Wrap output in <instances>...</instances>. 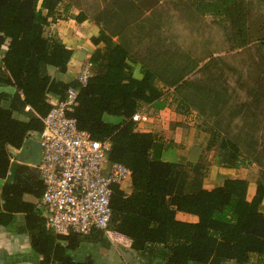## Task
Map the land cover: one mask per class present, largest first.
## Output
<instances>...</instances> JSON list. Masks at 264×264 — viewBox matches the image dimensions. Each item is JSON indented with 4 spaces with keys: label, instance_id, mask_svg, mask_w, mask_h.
I'll return each mask as SVG.
<instances>
[{
    "label": "trees",
    "instance_id": "obj_1",
    "mask_svg": "<svg viewBox=\"0 0 264 264\" xmlns=\"http://www.w3.org/2000/svg\"><path fill=\"white\" fill-rule=\"evenodd\" d=\"M38 1L0 0V48L8 42L2 58L7 75L0 76V84L16 89L11 97L0 94V102L9 99L11 104L10 112L0 108V179H5L9 171L7 148L20 149L29 133L39 136L41 119L50 111L53 100H64L72 88L77 98L70 116L78 129L93 140L109 139V160L130 170V194L114 187L107 231L128 239L139 261L249 264L254 259L256 264H264V174L254 181L251 191L247 180L212 173V166L200 161L165 163L161 155L171 144H164L156 134L137 131L132 120L139 106L166 98L158 83L174 89L172 101L178 108H186L178 110L182 114L191 108L203 115L206 111L229 112L233 100L224 96L220 103L221 99L202 94L203 88L191 91L193 84L185 78L197 66L190 71L175 67L169 60L176 61L178 57L167 51L161 68H143L142 79H134L127 64V50L102 30L90 37L95 49L88 60L92 74L85 85L76 79L63 82L51 77L49 68L60 74L69 72L73 50L45 34L48 20L55 16L62 0H40V5ZM240 1L244 0H219L217 8L224 9L232 19L229 21L238 24L242 18L237 8ZM85 19V15L78 14L76 21ZM238 26L234 49L244 48L251 40L247 32H242L244 27ZM104 115L122 117L124 121L111 125L103 121ZM210 149L216 152L213 166L217 168L239 169L245 164L239 161L248 159L240 146L226 136L213 135L205 148ZM260 157H264V143L249 163L259 162ZM42 192L43 184L36 171L18 166L14 179L6 182L1 191L0 227L10 228L14 215L22 213L23 230L32 233L31 247L41 257L40 264H93L90 258L76 263L69 255L79 246L82 236H59L48 231L34 205L24 200L25 196L38 199ZM177 212L194 215L198 221H178ZM94 232V242L105 240V233L96 230L90 234Z\"/></svg>",
    "mask_w": 264,
    "mask_h": 264
},
{
    "label": "rangeland",
    "instance_id": "obj_2",
    "mask_svg": "<svg viewBox=\"0 0 264 264\" xmlns=\"http://www.w3.org/2000/svg\"><path fill=\"white\" fill-rule=\"evenodd\" d=\"M240 2L237 8L242 18L238 24L231 23L224 9L217 8L219 0H62L49 22L54 23L56 18L76 20L78 14H83L105 25L108 22L105 14L117 7L119 11H126L122 24L140 26L141 46L145 47L148 41L165 42L164 54L167 51L178 57L176 61L169 60L175 67L190 71L197 66L185 78L193 84L191 91L203 88L202 94L221 99L220 103L224 96H229L234 105L231 104L229 112L206 111L203 115L192 108L188 112L187 117L194 123L192 136H196V144L202 149L199 161L208 167L215 163V150H205L208 140L215 134L226 136L236 142L248 158L246 162L239 161L240 165L245 164L239 168L238 177L254 182L264 174V157L257 163H249L261 152L264 143V0ZM98 23L95 22L97 26ZM237 25L243 26L242 32H247L251 39L240 49H234ZM49 30L46 27L47 36ZM124 36L132 49L136 36L132 31ZM89 70L91 76V65ZM79 71L72 80H78ZM177 105L173 102L174 107Z\"/></svg>",
    "mask_w": 264,
    "mask_h": 264
},
{
    "label": "crops",
    "instance_id": "obj_3",
    "mask_svg": "<svg viewBox=\"0 0 264 264\" xmlns=\"http://www.w3.org/2000/svg\"><path fill=\"white\" fill-rule=\"evenodd\" d=\"M116 9L117 7L115 10H112V13L108 12L105 14L108 21L105 25L101 22L98 23L99 21L96 19L95 22L98 23L97 26L95 22L88 17H86V19L81 23L77 22L75 19L64 21L59 18H56L54 23L49 22L47 27L50 29L49 33L51 34L48 33V36L59 39L66 45L67 48L72 49L73 56L71 67L67 74H60L53 68L48 69V74L51 77L63 82H69L72 78H76L75 74L80 70L82 65L88 62L89 57L95 49V47H93L90 43V37L97 34L100 30L104 31L115 43L123 46L127 50L129 55L127 64L130 67L131 75L134 79H142L143 68L152 70L158 68V65L161 62H164V50L162 49L165 47L166 43L163 42L162 44H155L153 41H148V44H146L145 47L141 46L142 39L138 38L140 26L122 24L121 22L124 20L125 13ZM44 13L45 11L41 12L42 15ZM62 17H64V15ZM128 31H132L133 35L136 36L134 38L135 46H133L132 49L129 47L130 44L125 42L129 41L124 36V34H127ZM117 39L119 41H117ZM121 39H123V42H120ZM7 47L8 42L0 48L1 77L7 75L4 71L2 63V58L7 50ZM166 79L169 80L170 78L167 77ZM157 86L162 90L166 98L156 101L150 105L139 106L136 114L139 113L143 115L146 120L144 122L136 123V130L143 133L156 134L162 142H164V144H171L170 148L163 151L161 155V160L163 162L198 163L202 155V149L200 145L196 144V136H192L194 123L192 124L191 120L187 117L189 116L188 112L190 109L186 114H182V112L179 113L178 110L186 111V108H178V105L175 107L173 106V90L162 83H158ZM0 94L11 97L16 94V89L11 85L0 84ZM0 108L10 112L11 104L9 99H3L0 102ZM26 110L28 111L29 108ZM14 117L20 120H25L24 117L17 114H14ZM103 121L111 125H119L123 123L124 119L122 117L104 115ZM38 139L39 136L36 133H29L22 145L23 152L28 150L26 144L27 140L39 141ZM20 149H14L11 147L7 148L10 156V166L7 177L5 179H0V197L4 184L6 182H11L14 179L18 166H25L29 169L35 170L38 178L40 179L38 166L30 163H23L21 160H17L11 155L12 152L18 153ZM213 164L211 165L212 168L211 166L209 167L211 168L210 172L212 171L213 173L218 171V174L221 176L242 179L237 175L240 169L217 168L213 166ZM250 183V190L254 191V182ZM120 188L127 195L130 194V181H126ZM40 198L34 199L32 197L25 196L24 200L31 202L34 205L36 215L44 220L42 217ZM23 218L24 216L22 213H17L14 215L13 224L10 228L6 229L0 227V264H40L41 257L36 254L31 247L30 236L32 233H28L23 230ZM175 218L178 221L190 224H195L198 221L196 216L181 212H177ZM95 236L96 233L94 232L88 236L80 237L81 241L79 246L74 251H69V255L72 257L74 262L82 263L90 258L93 264H145L143 260L139 261L137 255L130 249L131 242L125 237L108 231V235L105 234V240L94 242ZM252 260L253 261L249 264H256V261L254 259ZM224 264L234 263L227 262Z\"/></svg>",
    "mask_w": 264,
    "mask_h": 264
},
{
    "label": "built area",
    "instance_id": "obj_4",
    "mask_svg": "<svg viewBox=\"0 0 264 264\" xmlns=\"http://www.w3.org/2000/svg\"><path fill=\"white\" fill-rule=\"evenodd\" d=\"M89 66L85 64L78 82L87 83ZM77 92L69 88L64 100H53L41 119L39 135L43 184L40 198L45 228L59 236H88L93 231L108 233L112 217L111 198L114 187L130 179V170L109 160L111 143L93 140L78 129L70 116L76 108ZM133 122H144L141 114Z\"/></svg>",
    "mask_w": 264,
    "mask_h": 264
},
{
    "label": "water",
    "instance_id": "obj_5",
    "mask_svg": "<svg viewBox=\"0 0 264 264\" xmlns=\"http://www.w3.org/2000/svg\"><path fill=\"white\" fill-rule=\"evenodd\" d=\"M28 150L23 152V147L18 153L12 152L11 155L23 163H30L35 166L40 164V143L38 141L27 140ZM29 155V156H28Z\"/></svg>",
    "mask_w": 264,
    "mask_h": 264
}]
</instances>
